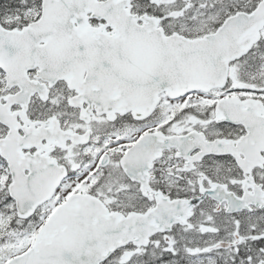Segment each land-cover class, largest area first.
Instances as JSON below:
<instances>
[{
  "label": "snow or ice",
  "instance_id": "snow-or-ice-1",
  "mask_svg": "<svg viewBox=\"0 0 264 264\" xmlns=\"http://www.w3.org/2000/svg\"><path fill=\"white\" fill-rule=\"evenodd\" d=\"M0 264H264V0H0Z\"/></svg>",
  "mask_w": 264,
  "mask_h": 264
}]
</instances>
